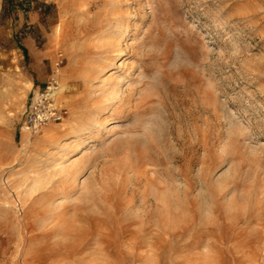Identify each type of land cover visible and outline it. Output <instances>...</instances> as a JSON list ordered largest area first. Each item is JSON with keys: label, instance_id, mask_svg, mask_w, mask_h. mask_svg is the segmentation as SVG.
<instances>
[{"label": "rangeland", "instance_id": "obj_1", "mask_svg": "<svg viewBox=\"0 0 264 264\" xmlns=\"http://www.w3.org/2000/svg\"><path fill=\"white\" fill-rule=\"evenodd\" d=\"M0 264H264V0H0Z\"/></svg>", "mask_w": 264, "mask_h": 264}, {"label": "built area", "instance_id": "obj_2", "mask_svg": "<svg viewBox=\"0 0 264 264\" xmlns=\"http://www.w3.org/2000/svg\"><path fill=\"white\" fill-rule=\"evenodd\" d=\"M37 111V107L31 108V111L29 113V118L27 119V126L31 129V131L37 132L41 129L42 126H44L46 123H48L51 119L53 121L59 120V114L56 112L50 113V115L41 114L39 115ZM52 111H54L52 109ZM49 113V112H48ZM36 115V116H35Z\"/></svg>", "mask_w": 264, "mask_h": 264}, {"label": "bare ground", "instance_id": "obj_3", "mask_svg": "<svg viewBox=\"0 0 264 264\" xmlns=\"http://www.w3.org/2000/svg\"><path fill=\"white\" fill-rule=\"evenodd\" d=\"M165 204V203H164ZM166 206V205H165Z\"/></svg>", "mask_w": 264, "mask_h": 264}]
</instances>
